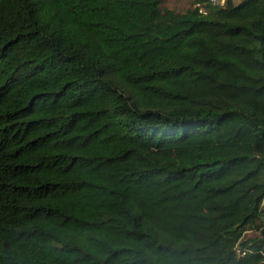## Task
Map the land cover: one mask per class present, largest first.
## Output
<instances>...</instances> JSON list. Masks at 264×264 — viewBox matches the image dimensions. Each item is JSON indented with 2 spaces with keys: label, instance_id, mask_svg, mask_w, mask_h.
Listing matches in <instances>:
<instances>
[{
  "label": "trees",
  "instance_id": "1",
  "mask_svg": "<svg viewBox=\"0 0 264 264\" xmlns=\"http://www.w3.org/2000/svg\"><path fill=\"white\" fill-rule=\"evenodd\" d=\"M163 1L0 0V264H264V0Z\"/></svg>",
  "mask_w": 264,
  "mask_h": 264
},
{
  "label": "rangeland",
  "instance_id": "2",
  "mask_svg": "<svg viewBox=\"0 0 264 264\" xmlns=\"http://www.w3.org/2000/svg\"><path fill=\"white\" fill-rule=\"evenodd\" d=\"M241 0L235 1V3H239ZM195 0H164L162 4L163 9H172L179 13H184L188 8H190L194 4ZM255 231H248L246 234V238H250L255 236Z\"/></svg>",
  "mask_w": 264,
  "mask_h": 264
},
{
  "label": "built area",
  "instance_id": "3",
  "mask_svg": "<svg viewBox=\"0 0 264 264\" xmlns=\"http://www.w3.org/2000/svg\"><path fill=\"white\" fill-rule=\"evenodd\" d=\"M229 1L235 2L236 0H205L202 3H197L195 7L199 9L200 13L207 14L210 8L225 7ZM262 207L264 209V199Z\"/></svg>",
  "mask_w": 264,
  "mask_h": 264
},
{
  "label": "crops",
  "instance_id": "4",
  "mask_svg": "<svg viewBox=\"0 0 264 264\" xmlns=\"http://www.w3.org/2000/svg\"><path fill=\"white\" fill-rule=\"evenodd\" d=\"M236 1H238V0H236Z\"/></svg>",
  "mask_w": 264,
  "mask_h": 264
}]
</instances>
